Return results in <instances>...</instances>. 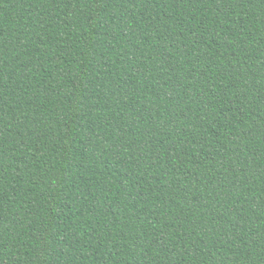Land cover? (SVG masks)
I'll return each instance as SVG.
<instances>
[{
    "label": "trees",
    "instance_id": "16d2710c",
    "mask_svg": "<svg viewBox=\"0 0 264 264\" xmlns=\"http://www.w3.org/2000/svg\"><path fill=\"white\" fill-rule=\"evenodd\" d=\"M0 264H264V0H0Z\"/></svg>",
    "mask_w": 264,
    "mask_h": 264
}]
</instances>
